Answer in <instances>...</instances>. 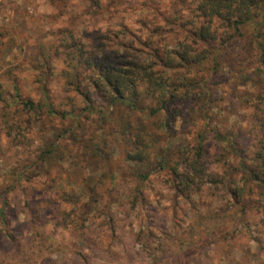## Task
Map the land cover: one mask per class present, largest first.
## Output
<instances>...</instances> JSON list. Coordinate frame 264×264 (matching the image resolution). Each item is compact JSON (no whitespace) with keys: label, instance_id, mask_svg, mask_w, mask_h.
Segmentation results:
<instances>
[{"label":"rangeland","instance_id":"rangeland-1","mask_svg":"<svg viewBox=\"0 0 264 264\" xmlns=\"http://www.w3.org/2000/svg\"><path fill=\"white\" fill-rule=\"evenodd\" d=\"M147 1L154 2L161 10L170 2L101 0L99 9L96 0H0V33H3L0 35V73L17 67L22 95L35 97L39 84L34 78V65L47 61L48 68L42 67L41 72L45 70L49 77L50 98L57 103L65 102L73 95L65 92L62 77L64 44L70 39V32L87 42L93 34L127 24L140 34L138 21L146 12L143 7ZM125 38L132 39V36ZM238 63L243 64L236 67L237 63H233L225 68L230 80L219 85L220 101L211 105L212 120L202 122L208 129L221 132L224 139L212 138V133L204 132L205 155L214 176L207 180V191L200 197L196 194L186 198L179 194L173 186L174 175L168 170L155 172L145 181L135 180L131 174L132 163L126 160L130 143L112 121L99 123L93 122L95 119H83L88 129L82 127L81 134L87 138L95 136L91 141H100L104 147L102 157L92 158L88 147L73 137L61 135L62 126L51 127L43 134L42 128L35 124L26 137H16L4 125L5 108L0 100V186L11 185L14 175H24L9 196L12 226L16 232L21 229L25 235L34 234L37 240L28 244L31 251L48 247L43 253L46 257L39 260L41 264H67V259L72 264L74 259L69 256L72 251L84 253L89 264H129L130 254L134 258L131 264H151L150 259L167 264L176 247L188 248L186 242L199 236L202 237L200 245L179 263L264 264V206L257 209L250 204L246 211L242 210L241 203H232L233 198L225 191L224 184L229 183L233 189L242 184V172L238 169L251 165L257 143V131L250 132L258 125L253 118L258 104L257 87L245 74L254 71L256 64L252 60ZM6 79L0 74V82ZM6 85L4 96L10 98L14 90ZM148 103V98L142 100L143 106ZM142 115L125 110L118 113L117 120L138 125ZM150 126L159 144L169 146L172 152L183 142L195 143L197 130L194 126L184 127L182 120L173 124L172 138L159 124ZM248 133L250 144L244 146L242 138ZM49 146L57 147L51 162H38L37 152ZM44 165L52 166V174H41ZM61 169L62 177L53 181L54 174ZM226 171L228 176L222 181L216 173L223 176ZM133 197L137 199L131 208L128 201ZM33 207L42 213L43 220L38 225L31 220ZM109 215L114 216L120 228L116 236L106 235L108 223L99 225L106 223ZM98 216L101 217L97 219ZM215 223H219L217 227H213ZM91 225L98 241L97 253L85 243L89 236L85 230ZM1 231L0 227V264H31L32 259L26 262L10 253L6 256L1 253L3 244L14 251ZM38 234H43L44 244H40L43 240ZM154 242L161 245L156 247ZM144 243H148L146 249ZM45 260L49 262L44 263Z\"/></svg>","mask_w":264,"mask_h":264},{"label":"trees","instance_id":"trees-1","mask_svg":"<svg viewBox=\"0 0 264 264\" xmlns=\"http://www.w3.org/2000/svg\"><path fill=\"white\" fill-rule=\"evenodd\" d=\"M96 1L101 9V0ZM143 10L146 12L138 21L141 25L140 34L133 32L127 24L93 34L87 42L70 32V39L64 44L65 67L62 77L65 92L73 95L67 97L65 102L61 100L57 103L50 98L49 77L45 75V70L41 72L42 67L48 68L49 64H45L47 61L34 65V78L39 84L35 97L22 95L17 67H9L0 73L7 77L0 82L6 129L14 132L16 137L24 138L35 124L42 128L43 134L51 127L60 129L62 126L60 130H63V137L75 138L88 147L90 157L95 158L103 156L104 147L100 141H91L95 136L87 138L81 134L82 127L88 129L83 119H95L93 122L97 120L99 123L112 121L130 143L131 149L126 151V160L132 163L131 174L135 180L145 181L155 172L168 170L174 175L173 186L179 194L186 198L196 194L200 197L207 191V180L214 176L205 155L204 134L209 131L213 134L212 138L224 139L221 132L208 129L207 124L202 125V122L212 120L211 105L220 101L219 85L230 80L225 68L231 67L233 63H237L236 67L243 64L238 61L252 60L256 69L245 74L257 87L258 93L256 113L253 115L258 125L250 131L253 134L257 131L256 150L251 165H243L238 169L242 172V184L234 189L228 186L229 183L224 184L225 191L233 198L232 203H241L242 210L246 211L250 204H254L257 209L263 208L264 0H170L165 10L147 1ZM128 35L132 39L125 38ZM6 84L14 90L10 98L4 96L8 89ZM144 98L150 100L146 106L142 105ZM125 110L132 115L142 113L140 124L117 120L118 113ZM150 119H153L151 123ZM177 120H182L184 127L194 126L197 131L193 139L195 143L183 142L176 147L177 151L172 152L169 146L163 147L154 138L150 124H159L172 138L173 124ZM248 136L249 133L244 134L242 145L250 144ZM233 146L237 147L236 144ZM56 149L49 146V149L37 152L36 160L51 162ZM53 171L51 165H44L41 174H52ZM61 172L62 169L56 171L53 181L62 177ZM216 174L222 181L228 176L227 171L223 176ZM16 176L11 185L0 186L1 232L14 249L6 248V244H3L1 253L5 256L10 253L26 262L32 259L31 264H39V260L46 257L43 253L48 251V247L31 251L28 244L37 240L34 234L29 232V235H25L21 229L16 232L12 226L9 196L24 175ZM137 189L138 194L140 188ZM136 199L133 197L128 201L131 208ZM30 214L33 223L38 225L42 222V213L36 211L35 207L30 209ZM107 218L106 223L100 222L99 225L102 227L108 223L106 235L116 236L119 228L116 219L113 215ZM218 224L215 223L213 227ZM86 232L89 236L85 243L97 253L99 246L92 234L95 232L92 225ZM38 235L43 240L40 244H44L46 240L43 234ZM199 237L190 238L186 242L188 248L184 249L183 245L176 247L175 254L168 258L170 261L167 264H182L179 262H183L200 245L202 237ZM154 244L156 247L161 245L159 242ZM147 247L148 243H144V249ZM69 256L74 259L72 264H89L84 253L72 251ZM129 257L131 264L134 258L131 254ZM150 260L151 264H160L156 259ZM69 262L67 259L66 263Z\"/></svg>","mask_w":264,"mask_h":264}]
</instances>
